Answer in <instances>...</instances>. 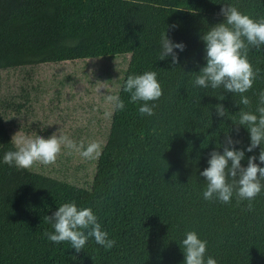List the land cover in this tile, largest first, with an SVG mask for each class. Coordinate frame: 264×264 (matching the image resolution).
<instances>
[{"label": "trees", "instance_id": "1", "mask_svg": "<svg viewBox=\"0 0 264 264\" xmlns=\"http://www.w3.org/2000/svg\"><path fill=\"white\" fill-rule=\"evenodd\" d=\"M223 5L264 19V0H0V71L128 59L114 94L125 109L111 104L87 188L5 164L4 154L17 148L0 106V264H184L182 240L189 231L207 241L205 261L211 256L217 264H264V189L252 201L253 211L235 194L227 204L203 198L207 182L200 173L213 151L223 154L229 136L245 150L242 166L253 155L260 164V147L247 152L250 134L243 126L237 133L235 123L241 110L259 115L264 45L248 52L260 69L244 94L250 107L239 103V94L194 86L206 66L201 36L224 22ZM164 33L185 45L182 52L174 49L178 64L171 56L161 60ZM146 71L157 73L163 90L153 116H142L143 102L132 103L123 91L129 75ZM217 104L227 116H217ZM71 202L93 210L116 241L111 250L94 238L80 253L68 242L47 239L54 229L45 217Z\"/></svg>", "mask_w": 264, "mask_h": 264}, {"label": "clouds", "instance_id": "2", "mask_svg": "<svg viewBox=\"0 0 264 264\" xmlns=\"http://www.w3.org/2000/svg\"><path fill=\"white\" fill-rule=\"evenodd\" d=\"M225 19L223 23L212 26L201 36L205 43L206 66L201 68L195 78L194 86L201 88H222L225 92L239 94L240 104L250 107L251 101L244 95L252 89L260 74V69H254L248 59L249 48L259 49L264 45V19L254 20L242 13L236 6L223 5L220 11ZM161 60L168 56L172 64H178L179 59L174 49L184 51L183 43H173L166 33L161 36ZM123 91L130 93L131 102H143L139 113L147 116L155 115L154 109L163 90L158 82L155 71H146L141 75H129L123 86ZM107 101L115 110H124L125 104L118 96L108 95ZM222 96L220 100H223ZM149 102H153L151 105ZM218 117L227 116V110L222 104L215 106ZM253 114L251 111H240L237 125L246 128L250 134V144L246 151L251 153L260 147L258 160L264 164V92L260 93V106ZM240 143L227 138V145L223 154L213 151L208 160L209 167L200 173L206 179L207 186L203 198L208 201L219 200L230 203L233 195L240 201H249L248 211H253L252 201L264 189V167L256 163L255 155L248 157L247 167L242 166L245 150H237L234 145ZM17 150L8 151L3 156V162L17 169H32L37 164L53 165L56 163L62 147L75 150L85 159H95L101 153L98 142L89 143L86 147L77 145L68 136L54 133L45 139L20 137L15 140ZM231 178V182H229ZM45 220L52 225L53 232H46L47 239L55 244L68 242L76 253L83 251L89 238H94L96 244L105 250H111L116 241L110 239L106 231L102 230L98 217L89 207L79 208L75 202L64 203L52 216ZM184 264H217L216 259L205 256L207 241L198 237L195 231L186 233L182 240Z\"/></svg>", "mask_w": 264, "mask_h": 264}, {"label": "rangeland", "instance_id": "3", "mask_svg": "<svg viewBox=\"0 0 264 264\" xmlns=\"http://www.w3.org/2000/svg\"><path fill=\"white\" fill-rule=\"evenodd\" d=\"M127 62L92 59L0 71V106L14 144L20 137L47 139L56 133L77 145L102 147L111 117L106 97L118 90ZM96 160L62 147L55 164L30 170L87 188Z\"/></svg>", "mask_w": 264, "mask_h": 264}]
</instances>
